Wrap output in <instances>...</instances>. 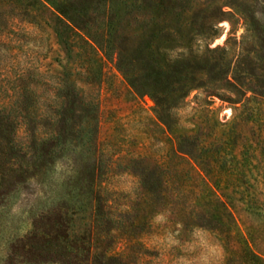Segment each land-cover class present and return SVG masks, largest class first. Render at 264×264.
Masks as SVG:
<instances>
[{"label":"rangeland","instance_id":"374dc122","mask_svg":"<svg viewBox=\"0 0 264 264\" xmlns=\"http://www.w3.org/2000/svg\"><path fill=\"white\" fill-rule=\"evenodd\" d=\"M44 2L84 40L0 0V264H264V0ZM179 135L225 166L209 185L248 239L178 221L192 197L161 169L139 184L130 159L159 161Z\"/></svg>","mask_w":264,"mask_h":264},{"label":"trees","instance_id":"16d2710c","mask_svg":"<svg viewBox=\"0 0 264 264\" xmlns=\"http://www.w3.org/2000/svg\"><path fill=\"white\" fill-rule=\"evenodd\" d=\"M27 1L36 11L42 12L43 10H47L50 11L51 17L56 16L44 0ZM36 15L37 14L34 12L33 16L35 17ZM54 22L55 24L60 23L63 27L62 31L59 28L58 31H56V35L60 40L65 39L66 36L68 38L76 37L81 41L84 40L83 37L76 32L75 27L64 21L60 16H56ZM85 42L89 46H92L88 41ZM145 95H150V93H145ZM166 111L170 112V109ZM172 140H175L174 142L176 143L175 152L170 151V153L160 157L159 161L146 156L141 157L140 155H136V157H132L130 159V161L139 160L145 166L139 174V184L147 185L149 175L153 169H161L160 173L162 174L161 176L164 175L163 179L165 184H177L180 187L183 186L185 190L182 189L181 191L183 194L182 198H186L187 195H191L192 197V201H190V203L182 205L176 210L175 216L178 221L187 220L189 217L209 222L215 220L216 229L219 231L222 238L225 239L227 236L238 235L242 239H248V236L252 231H255L257 227L248 223L247 219L239 213L240 211H238L236 205L231 203V199L227 197L223 191L217 190L215 185H209V177L216 174L224 177L227 173L223 164L218 165L217 167L218 160L210 153L211 147H209L206 143V147L204 149L202 143H199V139L194 137L191 138L190 136L185 137V135H179L172 138ZM186 143L191 144V147H194L193 150L198 151L195 157L191 155L192 153H184L178 150ZM185 157H188L197 168L190 165ZM190 171L192 183L194 185H192L193 188L188 191L186 188L188 185L185 183L188 181V174ZM208 174L210 175L208 176ZM146 195H149V193H146ZM241 196L240 200L242 202L243 210L246 212V216L248 218L249 215L252 217H260L261 215L252 204L251 198L250 200L248 199L249 195L242 194ZM244 243L242 244L244 245ZM236 250L241 251V248H236ZM243 251L252 257L254 256L252 253L250 254V249L248 247L246 248V246L243 248Z\"/></svg>","mask_w":264,"mask_h":264}]
</instances>
